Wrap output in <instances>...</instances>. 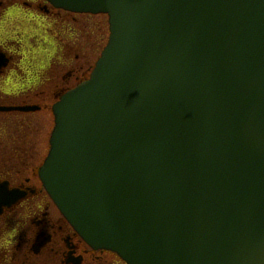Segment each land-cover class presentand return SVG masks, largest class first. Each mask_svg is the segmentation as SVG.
Masks as SVG:
<instances>
[{"label": "water", "instance_id": "1", "mask_svg": "<svg viewBox=\"0 0 264 264\" xmlns=\"http://www.w3.org/2000/svg\"><path fill=\"white\" fill-rule=\"evenodd\" d=\"M106 14L40 177L127 264H264V0H47Z\"/></svg>", "mask_w": 264, "mask_h": 264}, {"label": "flooded vegetation", "instance_id": "2", "mask_svg": "<svg viewBox=\"0 0 264 264\" xmlns=\"http://www.w3.org/2000/svg\"><path fill=\"white\" fill-rule=\"evenodd\" d=\"M12 3L27 7L23 16L30 20L41 11L52 27L73 26L70 36L60 31L54 37L56 57L48 55L39 64L19 33L16 39L4 36ZM106 25L104 15L75 14L44 0H0V264H125L87 244L63 217L40 180L36 152L53 101L87 79L95 46L90 35L100 38ZM40 114L45 125L38 122Z\"/></svg>", "mask_w": 264, "mask_h": 264}, {"label": "rangeland", "instance_id": "3", "mask_svg": "<svg viewBox=\"0 0 264 264\" xmlns=\"http://www.w3.org/2000/svg\"><path fill=\"white\" fill-rule=\"evenodd\" d=\"M12 4L14 5V9H11L7 15V17H9V18H7L8 22L6 23V27H3V31L6 32L7 34H5L4 36L7 38H12V39L15 38L16 39V37H13V36H15V34L19 33L22 37V41H23V45H24L23 48L25 47L26 51L30 48L32 50L33 55H34L33 57H36L35 60L38 59L39 64L42 62V60H46V57L48 55L53 57L54 56L53 54L55 53L54 50H57V48H58V40L55 39L54 37L57 36L58 33H60V31H61L60 35H64V36L66 35L67 37L70 36L71 30H73V26L70 23H65L64 26H62L60 24V26H58V27L56 25H53V27H52V24H50V23H49L50 25L47 24V22H48L47 20H46L47 22L43 21V19L45 18V14H43L41 11H37L36 13L32 14L37 18V20L36 19L34 21L30 20V19H28L29 16L28 17L23 16L26 13H28L26 11L27 7L22 6V4H14V3H12ZM26 17H27V19H26ZM29 18H31V17H29ZM91 18H86L88 20L87 24H88V22L91 23L90 22V21H92ZM99 19L102 20V22L104 21V23L106 24L104 19H102V18H99ZM105 32H106V35H105ZM103 33H104V35L103 36L100 35V38L93 33H91V35H90L89 44L95 43V46H93L94 47L93 54L90 56L91 68L89 67L90 70L86 74L87 79H89L91 72H92L97 60L99 59L103 49L107 45L108 38H109V30H108L107 25H106V27L104 26ZM101 37H102V40H101ZM56 42H57V48L55 47ZM59 45H60V42H59ZM21 49H22V46H21ZM54 57H56V55ZM52 89H53V87H50V91H49L50 94H51ZM58 101H59V97L53 101L52 105H54ZM44 121H45L44 120V114H40V116L38 117V122L40 123V126L42 125V123ZM45 124H46V122H44L43 125H45ZM53 127H54V118H53L51 112L49 111V116L47 118V124L45 126L46 129H45L44 133L42 134L44 141L42 142V144H40L38 146L40 151L38 150V148L36 149V152H38V155H39L38 160L40 159V167L43 165V163H44V161L48 155V151H49V147H50L49 138H50V134L53 130ZM38 138H39V136H38ZM38 162L39 161L34 162V165L36 166L38 164Z\"/></svg>", "mask_w": 264, "mask_h": 264}]
</instances>
